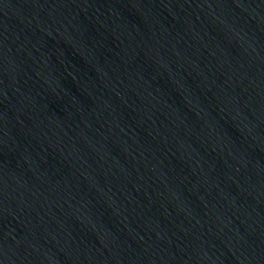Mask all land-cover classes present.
Wrapping results in <instances>:
<instances>
[{
    "label": "water",
    "instance_id": "obj_1",
    "mask_svg": "<svg viewBox=\"0 0 264 264\" xmlns=\"http://www.w3.org/2000/svg\"><path fill=\"white\" fill-rule=\"evenodd\" d=\"M0 264H264V0H0Z\"/></svg>",
    "mask_w": 264,
    "mask_h": 264
}]
</instances>
